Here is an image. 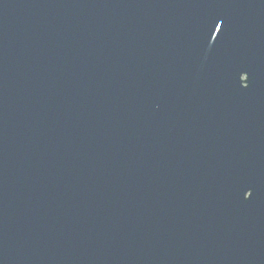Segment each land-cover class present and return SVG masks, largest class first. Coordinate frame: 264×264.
I'll return each mask as SVG.
<instances>
[{"label":"water","instance_id":"obj_1","mask_svg":"<svg viewBox=\"0 0 264 264\" xmlns=\"http://www.w3.org/2000/svg\"><path fill=\"white\" fill-rule=\"evenodd\" d=\"M0 264H264V0H0Z\"/></svg>","mask_w":264,"mask_h":264}]
</instances>
